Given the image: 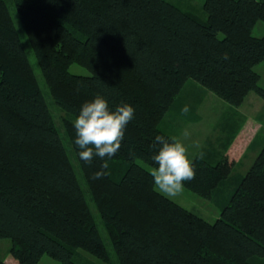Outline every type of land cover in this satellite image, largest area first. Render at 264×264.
<instances>
[{
    "label": "trees",
    "instance_id": "16d2710c",
    "mask_svg": "<svg viewBox=\"0 0 264 264\" xmlns=\"http://www.w3.org/2000/svg\"><path fill=\"white\" fill-rule=\"evenodd\" d=\"M12 1L47 91L64 114V132L118 263L261 264L264 145L244 174L230 164L254 132L245 128L247 119L222 155L212 146L200 151L203 159L199 152L192 160L195 178L184 182L220 207L213 222L154 190L150 171L137 160L158 167L155 137L177 139L161 126L188 85L190 93L203 87L233 106L251 91L264 100L254 70L264 60V34H252L255 23L264 22V0H203L205 20L167 0ZM72 63L90 75L70 73ZM97 94L110 110L128 103L135 114L120 150L88 164L78 155L73 121ZM105 162L103 177L93 179ZM220 190L226 193L217 200ZM3 238L11 241V260L0 257V264H37L43 255L77 264V249L109 260L7 3L0 0Z\"/></svg>",
    "mask_w": 264,
    "mask_h": 264
},
{
    "label": "rangeland",
    "instance_id": "374dc122",
    "mask_svg": "<svg viewBox=\"0 0 264 264\" xmlns=\"http://www.w3.org/2000/svg\"><path fill=\"white\" fill-rule=\"evenodd\" d=\"M5 1L19 34L21 43L28 56L32 69L37 77L38 83L45 94L46 102L50 108L53 122L59 129L63 144L67 150L72 164L74 165V169L77 177L79 178L81 188L83 189L86 200L92 211L96 226L104 241L109 257L108 261H103L84 250L77 249L74 254V261L77 264H119L112 245L107 238L101 218L90 199V194L86 191V186L78 167L73 148L69 144L68 138L66 137V134L64 132L62 123L64 114L55 105L54 100L52 99V97H50L47 91L46 85L41 75L40 67L37 63V60L35 59L27 35L15 11L13 1ZM167 1L174 4L181 10L198 17L199 19H206L207 15L203 9V0ZM252 34L256 37L262 36L264 34L263 21H257L255 23L252 28ZM254 70L260 76L258 82L259 86L264 88V60L255 65ZM68 71L70 73L78 75H90V72L85 67L76 63H72L68 67ZM189 83L193 84L194 82ZM188 86H186L179 94V101L172 109L171 115L168 113V115L166 116L165 121L161 126L162 129L164 130L165 128V130L170 134L175 135V137H177V139H179L185 145L188 150L189 158L193 160L200 151L209 146H212L211 149H217V155H220L225 150L228 142H230L233 136L232 134H234L243 123V121L247 119L244 125L245 128L248 127L247 129L249 130V127H251V130H256L254 131V133H252V135L250 134L248 136V139H246V142L249 143L246 149L243 146L239 159H235L233 163H230L233 165L232 168H234V172H241L244 174L249 169L252 161L254 160V156L257 155L256 153H258L264 145V100L259 97L254 91H251L246 96L241 105L233 106L219 98L213 92L206 90L204 91L202 89L203 87L201 86V88L197 87L195 89L196 91L193 90V92L190 93ZM180 101L182 103H180ZM185 105L189 107V112L187 113V115L183 116L181 109ZM173 112L176 113L173 114ZM191 114L193 115V118L194 116L196 117L195 122H189L188 116ZM137 163H139L149 171L152 168L141 160H137ZM225 193L226 191L220 190V193L216 197L217 200H222V197ZM170 199L190 210L191 212L201 216L209 222H213L220 213V207L217 206L214 201L202 197L187 189L186 187H184L183 192L179 196ZM10 246L11 241L9 238L0 239V257L5 259V261L11 260V255L9 253ZM260 263L264 264V259L260 261ZM37 264H61V262L47 255H43L42 258L37 262Z\"/></svg>",
    "mask_w": 264,
    "mask_h": 264
},
{
    "label": "clouds",
    "instance_id": "9594fccd",
    "mask_svg": "<svg viewBox=\"0 0 264 264\" xmlns=\"http://www.w3.org/2000/svg\"><path fill=\"white\" fill-rule=\"evenodd\" d=\"M224 59H227L225 54ZM183 114L189 112L185 105ZM135 109L131 104L121 103L114 110L109 109L107 100L97 94L91 101L82 104L79 115L73 121L76 130L75 145L79 149L80 159L91 164L95 157L100 160L111 159L121 147L126 125L133 119ZM158 151L153 161L158 167H152L150 175L154 179V190L168 198L179 196L184 189V182L195 178L193 162L189 158L185 145L176 138L163 135L155 137ZM132 154L130 150V155ZM204 154H198L203 159ZM107 163H102L99 171L93 173V179H100L105 174Z\"/></svg>",
    "mask_w": 264,
    "mask_h": 264
},
{
    "label": "crops",
    "instance_id": "0c3cea01",
    "mask_svg": "<svg viewBox=\"0 0 264 264\" xmlns=\"http://www.w3.org/2000/svg\"><path fill=\"white\" fill-rule=\"evenodd\" d=\"M255 130H256V129H254V130H252V131H255ZM253 133H254V132H253ZM248 143H249V142H248ZM249 147H250V146H249ZM256 154H257V153H256ZM255 156H256V155H255ZM255 156H254V157H255Z\"/></svg>",
    "mask_w": 264,
    "mask_h": 264
}]
</instances>
